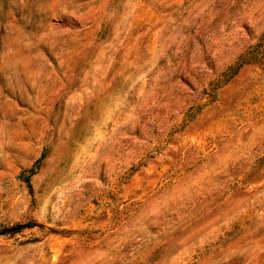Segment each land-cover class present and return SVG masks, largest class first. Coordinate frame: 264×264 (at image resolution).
<instances>
[{"label":"rangeland","instance_id":"1","mask_svg":"<svg viewBox=\"0 0 264 264\" xmlns=\"http://www.w3.org/2000/svg\"><path fill=\"white\" fill-rule=\"evenodd\" d=\"M15 224L0 264H264V0H0Z\"/></svg>","mask_w":264,"mask_h":264},{"label":"trees","instance_id":"2","mask_svg":"<svg viewBox=\"0 0 264 264\" xmlns=\"http://www.w3.org/2000/svg\"><path fill=\"white\" fill-rule=\"evenodd\" d=\"M42 156H40V158H38L34 165L31 167L30 169V173L28 175H24V174H20L21 177H24V180L25 182L27 183V186L29 188V190L32 192V186H31V183H30V178L32 176V174L35 173V171L38 169L39 165H40V162H41V159H42ZM23 226L20 225V224H15V225H12V226H9V227H4L0 230V235L1 234H5V233H12V232H17L19 230H21Z\"/></svg>","mask_w":264,"mask_h":264}]
</instances>
